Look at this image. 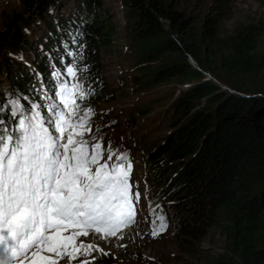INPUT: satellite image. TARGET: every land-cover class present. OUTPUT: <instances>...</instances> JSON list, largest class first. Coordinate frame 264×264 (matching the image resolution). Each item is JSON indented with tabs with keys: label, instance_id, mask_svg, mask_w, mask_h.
I'll return each mask as SVG.
<instances>
[{
	"label": "trees",
	"instance_id": "trees-1",
	"mask_svg": "<svg viewBox=\"0 0 264 264\" xmlns=\"http://www.w3.org/2000/svg\"><path fill=\"white\" fill-rule=\"evenodd\" d=\"M236 1L212 0L190 15L176 0H118L123 42L143 61L142 81L174 87L167 128L145 152L157 199L171 211L162 233L184 252L220 235L222 247L205 264H264V81L251 78L264 73V11L224 30ZM20 5L1 21L0 53L15 57L0 63V102L37 104L47 116L44 97L62 81L81 82L86 100H101L102 53L117 34L101 0ZM72 65L77 81L66 73Z\"/></svg>",
	"mask_w": 264,
	"mask_h": 264
},
{
	"label": "snow or ice",
	"instance_id": "snow-or-ice-1",
	"mask_svg": "<svg viewBox=\"0 0 264 264\" xmlns=\"http://www.w3.org/2000/svg\"><path fill=\"white\" fill-rule=\"evenodd\" d=\"M77 71L75 65L66 68L73 81ZM53 95L58 104L47 106V116L37 104L26 109L20 99L0 102V264L107 255L80 238L117 237L136 223L141 194L130 182L131 161L101 139L86 138L94 110L78 115L77 101L89 93L78 81H62ZM158 219L153 236L167 227L163 216Z\"/></svg>",
	"mask_w": 264,
	"mask_h": 264
},
{
	"label": "rangeland",
	"instance_id": "rangeland-1",
	"mask_svg": "<svg viewBox=\"0 0 264 264\" xmlns=\"http://www.w3.org/2000/svg\"><path fill=\"white\" fill-rule=\"evenodd\" d=\"M176 1L179 8L190 15L206 12L212 3V0ZM263 1H236L233 9L223 19L222 29L232 28L237 18L251 20L261 15L264 11ZM101 3L114 16L117 26L114 43L103 50L102 71L98 75L108 90L101 100H78V115H82L87 107L94 110L90 120L92 132L86 134V138L101 139L105 148L110 144L117 155L128 157L132 163L130 182L134 186L133 191L139 190L141 200L137 205L136 223L122 230L117 237L101 239L97 235L80 238L85 243H93L103 248L107 255L94 251L91 256L81 255L71 262L65 257L59 260V264H82L84 260L91 261V264H205L204 255L218 251L223 245V238L217 233L204 239L197 252H184L179 249L169 233L152 235L154 228L160 226L158 217L163 216L166 223L171 211L164 200L157 199V189L150 182L151 175L147 168L145 152L167 128L169 120L165 104L169 101L174 87L169 86L171 83L167 81H158L156 84L142 81L143 75L139 72L142 65L140 63L143 61L139 60V55L134 56L127 51L123 42L124 18L120 3L118 0H101ZM21 7L20 0H0V29L2 19L14 11L21 10ZM37 38L33 36L34 44H37ZM260 48L264 51V38L260 42ZM6 54L15 57L11 51L0 53V63ZM251 78L264 81V73ZM47 92L43 100L45 107L52 103L58 104V98L54 97L50 90ZM41 113L45 114L44 111ZM113 162H116L115 158ZM92 257H95V260H92Z\"/></svg>",
	"mask_w": 264,
	"mask_h": 264
}]
</instances>
